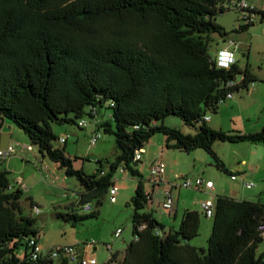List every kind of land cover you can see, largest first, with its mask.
Listing matches in <instances>:
<instances>
[{
	"label": "trees",
	"instance_id": "trees-1",
	"mask_svg": "<svg viewBox=\"0 0 264 264\" xmlns=\"http://www.w3.org/2000/svg\"><path fill=\"white\" fill-rule=\"evenodd\" d=\"M225 1L0 0V122H12L66 177L77 179L81 204L96 200L99 206L121 164L138 176L135 152L156 134L166 137L167 149L205 150L232 175L215 155L214 143L264 146V126L244 134L213 129L203 120L218 111L227 93L257 80L238 63L218 68L209 55V35H227L216 22L226 12ZM239 75L242 81L227 88ZM91 107L111 113L100 127L114 134L120 151L108 173L92 176L54 148L51 128L52 123L77 125L69 115L79 120ZM169 116L195 132L161 123ZM9 174L0 170V264H52L29 258L28 243L39 231L34 218L21 215L23 191H9ZM149 196L139 180L131 198L133 240L122 260L113 253L105 264H264V252L257 253L264 203L217 197L207 249H202L189 243L199 234L200 214L186 211L179 228L165 232L144 211ZM97 213L70 218L78 222Z\"/></svg>",
	"mask_w": 264,
	"mask_h": 264
},
{
	"label": "rangeland",
	"instance_id": "rangeland-1",
	"mask_svg": "<svg viewBox=\"0 0 264 264\" xmlns=\"http://www.w3.org/2000/svg\"><path fill=\"white\" fill-rule=\"evenodd\" d=\"M240 18L241 13L235 10H228L216 17V22L227 35L225 37L217 33L209 35V55L214 58L219 50L228 46L229 41L235 42L237 46H247L245 49L237 50L235 57L239 67L241 69L247 67L257 80L250 83L247 88L235 91L228 103L219 104L216 113H207L216 127L213 128V123L207 124L216 130L247 134L258 132L264 125V23L260 18H256L253 26L240 30V26L247 25ZM89 110L90 108H86V114L80 118L88 122L85 129L79 128L76 123H52V131L57 137L53 146L63 150L65 155L74 161L75 169H81L90 176L100 174L101 171L106 174L120 151L116 146L114 134L105 133L100 127L101 123L108 120L106 116L109 110L105 107L99 108L95 120L89 118ZM69 118L78 122L74 114H70ZM7 122L14 127V132L8 137L12 138L11 144H14L17 156L9 158L12 166L9 168L5 165V168L10 173L11 183L13 178L15 182L21 178L26 186V189L22 190L20 199L21 215L36 219L34 228L39 231L37 239L47 250L74 246L85 259H95L97 264L106 262L105 260L110 259L113 252H122L133 240L134 207L131 198L139 180H142L146 193L151 192L149 166L156 159L166 165V173L162 180L164 185L159 188L171 191L175 204L178 203V217L175 220L168 211L162 209L157 193L153 202L147 203L144 211L151 212L164 226V231L169 232L176 230L185 208L196 210L200 214L201 224L198 236L189 242L193 246L207 249L212 219L205 217L201 205L209 200L210 193L203 189L180 187L185 178L211 181L214 184V191L211 193L214 196V203L217 197L264 203L263 145L214 143L213 151L217 158L229 173L236 175L237 180L233 181L230 174L218 168L216 160L205 150L195 149L187 153L177 149H167L166 137L163 134H156L145 145V154L134 167L138 176H133L123 164L113 173L112 182L118 189L116 202L111 203L106 192L101 197L99 206L96 200H92L88 203L91 211L84 212L81 209L84 204L80 203L79 198L83 188L77 179L66 177L64 170L47 156L42 155L22 130L12 122L8 120ZM161 123L185 134L195 132L194 127L187 126L177 116H169ZM94 131L100 132L101 138L95 145H90L89 139ZM61 138L66 139L65 144L59 143ZM23 146L28 147L29 150ZM242 162L244 164H241ZM247 183H253L254 187L247 189L245 187ZM32 201L41 210L39 215L33 214ZM96 211L98 213L95 217L83 221L75 222L70 218L72 214L84 216ZM117 229L122 230L118 239L114 238ZM106 244L111 245V251L107 250ZM94 248L96 251H93ZM261 252H264V240L257 249V253Z\"/></svg>",
	"mask_w": 264,
	"mask_h": 264
},
{
	"label": "built area",
	"instance_id": "built-area-1",
	"mask_svg": "<svg viewBox=\"0 0 264 264\" xmlns=\"http://www.w3.org/2000/svg\"><path fill=\"white\" fill-rule=\"evenodd\" d=\"M221 8L225 11L235 10L241 13V20L245 21L247 24L254 25L256 22V18H260V21L264 23V0H227L221 4ZM232 48V49H231ZM242 49L241 46H237V44L233 41L228 42V46L220 51H218L217 55L213 58L216 66L220 69H230L231 66L237 63L235 53L237 50ZM243 79L242 75L236 76L234 80H230L226 83L227 88L236 87ZM234 92L227 93L226 97L220 101L221 103H226L227 101L233 98ZM114 104H111L113 107ZM97 107H91L88 116L91 120H95L97 117ZM108 120L112 118L111 113L106 116ZM203 120L205 122H209L210 118L206 115ZM96 125L98 122L96 121ZM77 126L81 129H85L88 126V122L84 119H79L77 122ZM101 138V133L98 131H94L89 139L90 145H95ZM60 144H65L66 139H59ZM16 154L14 144H10L6 150L0 148V166L4 161L9 159L10 157ZM144 154V149L137 150L135 152L133 161L139 162L142 159V155ZM150 178L152 183L155 186H160L163 180V177L166 173V165L156 159L149 166ZM231 180H237L235 174L230 175ZM15 186L18 189L23 190L26 189L21 178H18L15 182ZM180 187L186 189H203L206 192L210 193L209 200L202 203L201 209L204 212L206 218H213L215 212V203L213 201V195L211 193L214 191V184L211 181H203L200 178L189 179L185 178L181 183ZM247 189H252L254 187L253 183L245 184ZM10 189V187H9ZM118 189L112 184L108 189L109 200L111 203L116 202V194ZM159 203L161 204L162 209L168 211L170 216H173L175 213V202L174 197L170 190H163L159 196ZM153 202V198L151 196L148 197L147 203ZM82 211L90 212L91 207L88 203L82 206ZM32 212L35 215H39L41 210L37 206L32 207ZM144 225L139 226V230L144 229ZM257 231L259 233L260 238L264 239V221H261L257 226ZM122 234L121 229H117L114 233V238H120ZM94 244V243H91ZM107 250L111 251V245L106 244ZM28 254L31 261H46L51 262L52 264H61L63 261L68 264H97L95 259H85L81 252L77 251L74 246H63L55 249H44L40 244L38 239H30L28 243Z\"/></svg>",
	"mask_w": 264,
	"mask_h": 264
},
{
	"label": "crops",
	"instance_id": "crops-1",
	"mask_svg": "<svg viewBox=\"0 0 264 264\" xmlns=\"http://www.w3.org/2000/svg\"><path fill=\"white\" fill-rule=\"evenodd\" d=\"M241 46V48L242 49H245V48H247V46H245V45H240ZM220 51V50H219ZM218 53V52H217ZM217 55V54H216ZM229 101H227L226 103H228ZM211 124L213 123V128L214 127H216L215 125L216 124H214V121L213 120H211L210 119V121H209ZM264 125H262L261 126V128H260V130L262 129V127H263ZM259 130V131H260ZM12 132H14V127H12V125H10L6 120H3V121H1L0 122V148L1 149H3V150H6L7 148H8V146L12 143V138L11 137H8V135H12ZM4 134L7 136H4ZM23 147H25V148H27L28 150H29V148L28 147H26V146H23ZM17 154V153H16ZM14 155V156H12V157H10V159L11 158H15V156H17V155ZM144 154H145V152H144ZM35 156V155H34ZM10 159H8V160H6V161H4L3 163H2V165L0 166V170H6V171H8L7 170V168H5L6 166L5 165H7V167H11L12 166V163H11V160ZM241 164H244V162H242ZM236 171L237 172H240V170L239 169H236ZM9 172V171H8ZM9 183H10V192H12V191H15V190H17L18 189V187L16 186L15 187V179L13 178V180H12V183L10 182V180H9ZM161 185L163 186L164 185V181H162V183H161ZM160 185V186H161ZM163 190L162 189H160L159 188V186H155L153 183H152V190H151V192L150 193H148L152 198H154L155 197V195H156V193L158 194V196H160V193L162 192ZM206 192V191H205ZM210 197V196H209ZM160 198V197H159ZM233 199V198H232ZM235 200H239V199H235ZM31 206L33 207V206H37V204H34V202L32 201L31 202ZM38 207V206H37ZM186 211H191L190 209H187V208H185V210L183 211V214H182V217H181V219L179 220V222H178V224H177V228L176 229H178L179 228V226H180V223H181V221H182V218H183V216H184V214H185V212ZM196 211V210H195ZM173 217V219H177V217H178V203H176L175 204V213H174V215L172 216ZM31 218H33V217H31ZM35 219V218H34ZM212 219V218H211ZM36 220V219H35ZM264 240V239H263ZM129 245V244H128ZM128 245H126L125 247H124V250L121 252H119V251H116V252H113V253H117V254H119V256H118V260L120 261V260H122L123 259V256H124V253H125V250H126V248H127V246ZM93 251H96V248H94L93 249ZM261 253H263V252H261ZM260 254V253H259ZM106 262H104L103 264H105V263H107L108 261H109V258L107 259V260H105Z\"/></svg>",
	"mask_w": 264,
	"mask_h": 264
},
{
	"label": "water",
	"instance_id": "water-1",
	"mask_svg": "<svg viewBox=\"0 0 264 264\" xmlns=\"http://www.w3.org/2000/svg\"><path fill=\"white\" fill-rule=\"evenodd\" d=\"M137 164H138V163H137V162H135V163L133 164V166L135 167V166H137Z\"/></svg>",
	"mask_w": 264,
	"mask_h": 264
}]
</instances>
